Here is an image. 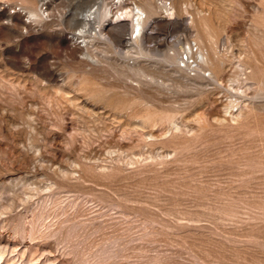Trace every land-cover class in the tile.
<instances>
[{"label": "rangeland", "instance_id": "374dc122", "mask_svg": "<svg viewBox=\"0 0 264 264\" xmlns=\"http://www.w3.org/2000/svg\"><path fill=\"white\" fill-rule=\"evenodd\" d=\"M118 1L0 0V264H264V0Z\"/></svg>", "mask_w": 264, "mask_h": 264}, {"label": "bare ground", "instance_id": "6f19581e", "mask_svg": "<svg viewBox=\"0 0 264 264\" xmlns=\"http://www.w3.org/2000/svg\"><path fill=\"white\" fill-rule=\"evenodd\" d=\"M125 1H128V0H125ZM123 2L124 1H122V0H119L118 1V7L117 6H115L116 8H117V11L119 10H123L124 9V4H123ZM132 3V2H131ZM134 3V5H135V9H136V13H133V11L132 10H129V11H125L124 12V14L125 15H128L129 13H132V15H131V30H132V35L133 34H135V37H134V39H133V42H134V44L138 47V49H139V54H141L142 55V40L143 39H147L151 34H147V35H145V37H144V34L142 33V30L144 29V26L146 25V24H148V22L149 21H151V27H150V29L149 30H151V29H153L152 28V25L153 24H155L156 23V21L153 19V16L154 15H157V10H158V8L159 9H161L157 4H156V2H154V0H137V2H133ZM115 5H116V3H115ZM116 10V9H115ZM174 7L173 6H171L170 4H169V7H168V9H166V12H170L171 13V15L172 14H174ZM109 13H111V11L109 10V9H106V8H104L103 9V11L100 13V15H99V17H100V19L102 20L103 18H105ZM169 13V14H170ZM84 16V15H83ZM90 16L91 15H89V16H85L86 17V19H82V20H89L90 19ZM170 16V15H169ZM127 18V17H126ZM92 20V19H91ZM112 22V21H111ZM116 22H117V20H116ZM115 22V23H116ZM94 24V23H93ZM121 24H123V23H121ZM126 26V25H125ZM149 26V25H148ZM113 28H115V27H113ZM119 29H124V30H126L125 29V27L123 26V25H120L119 26ZM147 31V30H146ZM113 32V31H112ZM99 33L100 34H103V31L102 30H100L99 31ZM147 33V32H146ZM149 33H150V31H149ZM103 35H106V37L109 39V40H111V41H114L113 40V37H112V35H111V29L110 28H108V29H106V32L103 34ZM116 35V34H115ZM115 37V36H114ZM120 40H121V38H120ZM119 40V41H120ZM124 40V39H123ZM130 40V39H129ZM122 42V41H121ZM148 43V42H147ZM114 44V43H113ZM112 44V45H113ZM146 44V43H145ZM116 45V44H115ZM122 45H124V43L122 44ZM87 46V45H86ZM121 47V46H120ZM122 49V48H121ZM123 49H124V47H123ZM187 51H189L190 52V55L192 54V48L188 45L187 46ZM118 50V49H117ZM177 54V53H176ZM151 55V54H150ZM195 56L197 55V56H199L200 57V59H201V61L200 62H202L203 64L206 62V56H204V53H202L200 50L199 51H197V53H195L194 54ZM176 56V55H175ZM175 56H173V57H175ZM172 57V58H173ZM133 58V57H132ZM189 58H191V56L189 57ZM170 60V59H169ZM177 60V59H176ZM179 60V59H178ZM188 60V59H187ZM131 66V65H130ZM191 66V65H190ZM138 71V70H137ZM140 74V73H139ZM135 79V78H134Z\"/></svg>", "mask_w": 264, "mask_h": 264}]
</instances>
